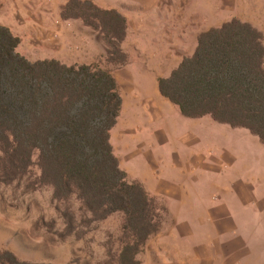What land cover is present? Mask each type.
Instances as JSON below:
<instances>
[{
    "label": "trees",
    "instance_id": "trees-1",
    "mask_svg": "<svg viewBox=\"0 0 264 264\" xmlns=\"http://www.w3.org/2000/svg\"><path fill=\"white\" fill-rule=\"evenodd\" d=\"M61 15L98 31L109 63H128L122 47L127 20L119 11L70 0ZM263 40L239 19L201 33L194 55L159 80L161 93L187 117L210 115L248 129L264 144ZM20 42L0 25V184L20 182L36 166L40 183L64 206V235L73 234L77 222L121 214L118 263L140 264L136 257L160 231L165 208L141 182L128 179L114 154L110 131L122 99L112 71L57 59L31 62L16 51Z\"/></svg>",
    "mask_w": 264,
    "mask_h": 264
},
{
    "label": "rangeland",
    "instance_id": "rangeland-1",
    "mask_svg": "<svg viewBox=\"0 0 264 264\" xmlns=\"http://www.w3.org/2000/svg\"><path fill=\"white\" fill-rule=\"evenodd\" d=\"M69 1L0 0V25L21 39L16 51L31 62L57 59L68 66L118 69L108 62V47L98 31L81 19L62 17ZM90 1L126 18L124 51L130 59L143 52L149 63L165 61L171 51L193 56L201 33L232 19L250 23L264 37V0ZM243 134L246 141L225 143L222 153L237 149V161L231 165L217 160L221 175L193 182L191 200H180L184 203L178 206L174 192L165 196L146 190L165 211L160 231L136 257L140 264H264V154L256 150L264 149V144L259 141L254 148L249 141L255 135ZM189 135L198 142V151L199 138L205 143V128ZM206 142L203 149L209 160L217 155L214 131H209ZM32 169L20 182L0 184V264H119L123 216L77 222L75 232L64 235L68 230L64 206L53 199L50 187L40 183L38 168ZM224 205L231 208H214ZM75 208L80 212L78 205Z\"/></svg>",
    "mask_w": 264,
    "mask_h": 264
},
{
    "label": "crops",
    "instance_id": "crops-1",
    "mask_svg": "<svg viewBox=\"0 0 264 264\" xmlns=\"http://www.w3.org/2000/svg\"><path fill=\"white\" fill-rule=\"evenodd\" d=\"M143 55V52H135L131 59L129 56L130 62L128 60L125 66L112 72L119 87L122 105L117 123L110 131V142L121 169L129 179L141 182L147 191L157 195L166 196L174 192V196L179 197V206L184 203L180 200L189 201L193 198L191 193L193 187L196 188L192 186L193 182L201 178L205 180L209 174L221 175L222 170L217 169L218 161L231 165L237 161V149H233L229 155L222 153L226 152V145L236 143L237 139L246 141L247 135L243 133L250 131L219 123L210 115L187 117L177 104L163 96L159 80L170 77L182 61L191 55H178V52L171 51L164 55L165 61L156 62L153 59L151 63ZM203 128L205 143L203 138H199L201 145L197 151L198 142L195 143L189 132L193 134V131L198 132ZM211 130L216 134L215 144L218 146L213 147L217 155L208 160L203 148L209 144L206 141ZM259 141L263 145L259 137L254 136L249 143L256 148ZM192 145L195 149H192ZM212 146L210 144L211 149ZM259 149H256L257 152L264 154V149ZM185 193H188L186 197ZM214 208L231 207L224 205ZM191 243L194 244L193 240ZM179 248L181 250L182 245Z\"/></svg>",
    "mask_w": 264,
    "mask_h": 264
}]
</instances>
